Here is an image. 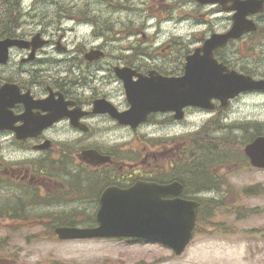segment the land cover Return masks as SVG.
Segmentation results:
<instances>
[{"label":"flooded vegetation","instance_id":"af4514ba","mask_svg":"<svg viewBox=\"0 0 264 264\" xmlns=\"http://www.w3.org/2000/svg\"><path fill=\"white\" fill-rule=\"evenodd\" d=\"M194 1L198 7L208 9L210 19L203 12L200 14L196 23L206 26L204 36L196 35L192 47L179 51L170 45L161 49L148 42L145 34L135 40L129 38L135 36L131 32L100 34L91 18H79L85 22H81L83 25L94 28L87 42L74 45L65 40V35L57 37L49 29L22 33L15 20H11V27L2 25L0 40L22 39L27 45L0 46V165L11 164L10 171L1 168L0 217L12 222L28 221L37 208L57 206L47 211L53 220H60L47 223L53 232L59 226L96 227L106 190L123 192L137 183L163 185L177 179L179 172L173 169L189 153L188 148L181 146L180 138L186 136L185 145L190 146V139L199 128L189 130L184 125L193 123L196 116L224 121L247 118L239 105L248 98L264 99V90L239 93L225 101L214 98L210 109L185 106L180 110L182 117H177L180 112L176 109L160 106L149 108L139 121H135L137 112L131 114L133 105L126 82L142 87L145 79L153 82L160 76L181 77L187 57L192 54H196L197 63H203L205 51L199 48L213 34L231 29L237 12L234 6L246 0L205 4ZM255 1L254 10L246 16L254 29L230 39L213 53L225 72L264 80V0ZM13 3L9 1L8 5ZM220 13L226 15L222 22L221 17L215 18ZM216 24L222 26L217 29ZM24 128L29 130L24 133L26 136L18 137L17 131ZM116 136L129 138L118 142ZM17 152L29 156L7 157ZM32 153L36 154L30 156ZM40 175L45 181H35ZM7 189L14 193L5 195ZM207 194L206 190L199 191L204 197ZM166 198L173 196H163ZM67 204L69 208L63 206ZM89 240H116L124 246L149 244L134 237L61 241ZM6 256L4 264H18L14 252L8 250ZM97 264L129 262L106 257Z\"/></svg>","mask_w":264,"mask_h":264},{"label":"rangeland","instance_id":"374dc122","mask_svg":"<svg viewBox=\"0 0 264 264\" xmlns=\"http://www.w3.org/2000/svg\"><path fill=\"white\" fill-rule=\"evenodd\" d=\"M9 1H14L15 4L10 6ZM14 6H18L21 11L18 20L12 16L6 18L8 13L6 9ZM202 12L209 20L208 9L198 7L194 0H0V28L6 20H15L19 23L18 27L22 33L36 32L40 28L49 29L50 33L57 37L65 35V40L74 45L75 42H87L89 39L94 27L91 24L83 25L81 23L83 21L80 20L92 17L99 33L116 35L119 31L126 34L131 32L135 36L129 38L134 40L141 39L145 34L148 42L161 46V49H167L170 45L169 48L179 51L184 47H192L196 35L204 36L206 26L196 23ZM222 16L226 15L220 13L218 17H214L222 19ZM221 26L222 24H216L214 27L219 29ZM238 109L247 118L229 119V124L242 122L264 124V99H244ZM210 119L205 115H198L192 120L193 123L184 125L189 130L199 128L192 135L190 146L195 140V135L199 133L208 134L210 142L216 139L218 125L222 122ZM228 132L231 131L226 128L224 133ZM185 137L181 136L180 140L183 141L181 146L187 149L190 146L185 145ZM190 137L191 135L187 137V142ZM128 138L129 136H116L115 140L119 142ZM239 138V136L233 138V143L239 142ZM242 147L233 149L240 153ZM33 154L36 153L30 156ZM26 156L29 154L20 152L7 155L13 159ZM21 164L24 165V162ZM17 165L24 168L20 164ZM176 166L178 168L173 171L177 169L179 172L180 163ZM9 167L11 164L8 162L0 165V173L1 168L10 171ZM224 167L226 168L223 173L227 177V184H230V193L234 196L248 186L259 185L264 189V169L248 166L243 158ZM35 181L45 180H42L40 175L35 177ZM42 191L44 193V190ZM19 192L16 190L17 194ZM13 193V189L5 191V195ZM211 194L217 197L216 191H211ZM238 204L257 209L259 213L238 219L234 212L230 211L234 210L233 207H229L228 211L219 210L217 217L233 226L232 234L197 233L179 256L161 244L124 246L119 244L123 242L116 240L61 241L55 232L47 227L50 221H60L59 218L53 220V217L47 214L48 210L58 207L46 209L42 206L33 212L35 218L30 217L28 221L18 219L12 222L0 217V264L5 263L8 250L16 254L18 264H97L105 261L106 257L128 261L129 264H264V194L245 196ZM63 206L70 207L68 204ZM12 223L21 227L13 226Z\"/></svg>","mask_w":264,"mask_h":264},{"label":"water","instance_id":"95a60500","mask_svg":"<svg viewBox=\"0 0 264 264\" xmlns=\"http://www.w3.org/2000/svg\"><path fill=\"white\" fill-rule=\"evenodd\" d=\"M200 3L223 2L224 0H197ZM257 2L246 0L236 3L234 24L224 33H215L199 48L205 51L203 63L196 62V54L187 57L186 70L181 77H159L155 81L142 80V87L126 82L127 95L136 113L135 121L143 119L150 109L172 108L178 112L183 107L195 105L210 109L211 101L216 98L225 101L241 92L264 90V80L225 72V67L217 63L213 51L225 45L230 39L241 36L245 31L254 29L253 23L246 19L254 10ZM21 47L27 45L22 39L0 40V46ZM177 117H182L180 112ZM128 122V119H121ZM132 123V122H131ZM1 128V126H0ZM18 130V137L25 132ZM253 167L264 169V135H259L244 146ZM183 185L173 181L164 185L137 183L123 192L106 190L102 196V207L98 214L100 225L93 228L61 226L56 233L61 239L97 238V237H137L158 242L181 255L194 237L197 224L199 202L181 196ZM172 195L173 198L163 199Z\"/></svg>","mask_w":264,"mask_h":264},{"label":"trees","instance_id":"16d2710c","mask_svg":"<svg viewBox=\"0 0 264 264\" xmlns=\"http://www.w3.org/2000/svg\"><path fill=\"white\" fill-rule=\"evenodd\" d=\"M6 10H8L6 18L12 16L17 20L19 19L21 11L18 6L9 7ZM88 18L93 20L92 17H86V19ZM12 24L10 20H6L4 23L6 28L11 27ZM226 128L231 132L224 133ZM217 130H219L218 135L211 142L208 141L209 138L206 133L195 135L194 142L187 150L189 152L188 156L179 162V173L181 175L178 176V179L184 184L183 196L186 198L196 196L200 203L197 207L196 234L207 232L222 235L225 233L232 234L231 232L234 231L233 226L218 218L217 212L223 209L228 211L229 207H233L234 210L230 211L234 212L236 218H248L258 214L259 211L238 203L245 196H262L264 194V189H261L259 185H254L242 188L236 194L237 196H234L230 193V184H227V177L223 173L226 168L224 166L239 161L240 158H243L247 165L251 166L243 147L256 136L264 135V124L252 122L229 124L228 122L227 124L218 125ZM237 136L240 137L239 142L233 143L232 139ZM239 146H243L240 153L233 149V147ZM200 190H206L210 194L204 197L199 195ZM211 191H216L217 197H214Z\"/></svg>","mask_w":264,"mask_h":264},{"label":"bare ground","instance_id":"6f19581e","mask_svg":"<svg viewBox=\"0 0 264 264\" xmlns=\"http://www.w3.org/2000/svg\"><path fill=\"white\" fill-rule=\"evenodd\" d=\"M101 34V33H100ZM99 34V35H100ZM207 40V39H206ZM205 43V42H204ZM228 43V42H227ZM204 45V44H203ZM215 50V49H214ZM258 80H263V79H258ZM178 112V111H177ZM198 197V196H197ZM183 198H185V199H189V200H192V201H197L198 202V200H197V198H196V196H194V197H191V198H186V197H183Z\"/></svg>","mask_w":264,"mask_h":264}]
</instances>
